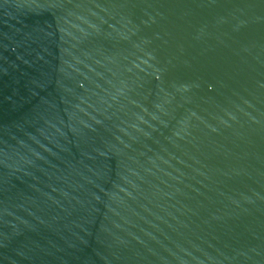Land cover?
<instances>
[{
  "label": "water",
  "instance_id": "95a60500",
  "mask_svg": "<svg viewBox=\"0 0 264 264\" xmlns=\"http://www.w3.org/2000/svg\"><path fill=\"white\" fill-rule=\"evenodd\" d=\"M0 264H264V0H0Z\"/></svg>",
  "mask_w": 264,
  "mask_h": 264
}]
</instances>
